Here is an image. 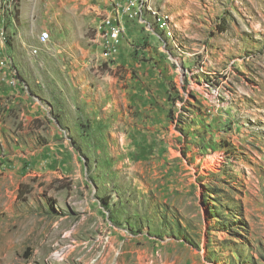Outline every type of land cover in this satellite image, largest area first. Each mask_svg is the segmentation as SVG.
Listing matches in <instances>:
<instances>
[{
  "label": "rangeland",
  "instance_id": "374dc122",
  "mask_svg": "<svg viewBox=\"0 0 264 264\" xmlns=\"http://www.w3.org/2000/svg\"><path fill=\"white\" fill-rule=\"evenodd\" d=\"M108 1L52 46L0 0V264H264V0H116L118 53Z\"/></svg>",
  "mask_w": 264,
  "mask_h": 264
},
{
  "label": "crops",
  "instance_id": "0c3cea01",
  "mask_svg": "<svg viewBox=\"0 0 264 264\" xmlns=\"http://www.w3.org/2000/svg\"><path fill=\"white\" fill-rule=\"evenodd\" d=\"M79 1L81 0H21L18 6L19 21L16 34L20 39L23 36L38 45L39 33L48 30L51 35L48 42L52 46L75 44L82 36L83 26L86 23ZM107 3L109 5L108 0ZM41 5H43L42 9H40ZM92 8L96 11V15L102 10L106 13L110 10V6L103 8L101 2L99 5H92ZM92 18L95 20L94 14ZM90 20L92 19L88 18V21Z\"/></svg>",
  "mask_w": 264,
  "mask_h": 264
},
{
  "label": "built area",
  "instance_id": "2783aa9c",
  "mask_svg": "<svg viewBox=\"0 0 264 264\" xmlns=\"http://www.w3.org/2000/svg\"><path fill=\"white\" fill-rule=\"evenodd\" d=\"M112 2L115 5L116 8V15L112 16V33L114 36V42H116V53H118V47L120 45V40H121V34L123 32V21H118V9L119 7L116 6V0H112ZM135 9H143V6L141 4V0H127V6H126V10H127V19L129 20H133V13ZM138 22H140V20H137ZM2 29V28H0ZM50 39V33L45 30V34H43L42 36H38V41H45L46 44H48V41ZM3 39L0 38V43H3ZM32 53H36V50L33 49L31 50ZM5 60V56L2 57Z\"/></svg>",
  "mask_w": 264,
  "mask_h": 264
},
{
  "label": "bare ground",
  "instance_id": "6f19581e",
  "mask_svg": "<svg viewBox=\"0 0 264 264\" xmlns=\"http://www.w3.org/2000/svg\"><path fill=\"white\" fill-rule=\"evenodd\" d=\"M141 4H145L148 7V0H141ZM151 9V8H150ZM153 17L155 19L156 24L163 28V29H167V21L168 18H170V16L167 13L164 12H157V11H152ZM105 32L103 33V41L105 42V45L107 44V46H111V45H116V42H114V36L112 33V25L110 24V22L108 20H106V23L104 25V27L102 28ZM45 34V31H43L41 33V36ZM169 35V32H168ZM0 38H3V34L2 31L0 30Z\"/></svg>",
  "mask_w": 264,
  "mask_h": 264
},
{
  "label": "trees",
  "instance_id": "16d2710c",
  "mask_svg": "<svg viewBox=\"0 0 264 264\" xmlns=\"http://www.w3.org/2000/svg\"><path fill=\"white\" fill-rule=\"evenodd\" d=\"M14 1V9H15V14H17V12H18V5H19V2L21 1V0H13Z\"/></svg>",
  "mask_w": 264,
  "mask_h": 264
}]
</instances>
